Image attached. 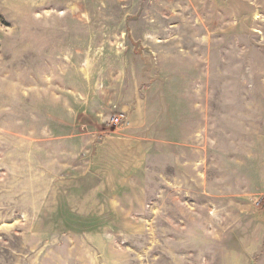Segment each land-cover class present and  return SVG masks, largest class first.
Here are the masks:
<instances>
[{"label": "rangeland", "instance_id": "rangeland-1", "mask_svg": "<svg viewBox=\"0 0 264 264\" xmlns=\"http://www.w3.org/2000/svg\"><path fill=\"white\" fill-rule=\"evenodd\" d=\"M0 264H264V0H0Z\"/></svg>", "mask_w": 264, "mask_h": 264}, {"label": "built area", "instance_id": "built-area-1", "mask_svg": "<svg viewBox=\"0 0 264 264\" xmlns=\"http://www.w3.org/2000/svg\"><path fill=\"white\" fill-rule=\"evenodd\" d=\"M122 118H123V115L122 114L115 115L112 118V123L118 124V123H120L122 121Z\"/></svg>", "mask_w": 264, "mask_h": 264}, {"label": "crops", "instance_id": "crops-1", "mask_svg": "<svg viewBox=\"0 0 264 264\" xmlns=\"http://www.w3.org/2000/svg\"><path fill=\"white\" fill-rule=\"evenodd\" d=\"M67 106H71V105H67ZM189 109V108H188ZM202 109H204V106H202ZM189 111H191V110H189ZM202 111H204V110H202ZM119 114H122L123 115V117H124V113L122 112V113H119ZM118 115V114H117ZM205 115V114H204ZM199 172H198V170H197V177L199 178Z\"/></svg>", "mask_w": 264, "mask_h": 264}]
</instances>
